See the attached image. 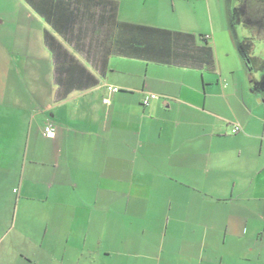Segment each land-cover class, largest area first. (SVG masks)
Segmentation results:
<instances>
[{"label":"crops","instance_id":"1","mask_svg":"<svg viewBox=\"0 0 264 264\" xmlns=\"http://www.w3.org/2000/svg\"><path fill=\"white\" fill-rule=\"evenodd\" d=\"M20 1L12 32L0 20V141L22 170L23 218L34 220L39 187L55 206L50 239L22 225L23 262L40 264L36 247L59 259L64 240L68 264H99L97 244L136 264H264V96L250 68L264 67L251 56L264 3L107 0V17L52 0L70 12L55 6L48 20ZM147 94L159 99L144 106Z\"/></svg>","mask_w":264,"mask_h":264},{"label":"rangeland","instance_id":"2","mask_svg":"<svg viewBox=\"0 0 264 264\" xmlns=\"http://www.w3.org/2000/svg\"><path fill=\"white\" fill-rule=\"evenodd\" d=\"M21 4L22 3L20 0H0V20L5 21V27L8 29V33L9 31L12 32L13 28L15 29L14 22L16 18V12L17 8L21 6ZM262 6L263 4L261 5V8H263ZM241 30L244 32L243 28H241ZM249 43L252 44L253 41L249 39ZM253 46L254 51L251 55L252 58H259L261 60H264V40L255 41ZM14 61L15 65L17 59H14ZM18 65H24L26 68H32L33 66L36 68H40V73L49 71L48 63L44 60H19ZM252 67L254 69H252ZM250 68L252 69L251 73L253 75L258 74V76L260 77L259 80L262 82V85L259 89V93L264 96V67H261L260 64H256L253 62L251 63ZM27 82H30V84H32L29 80ZM42 82V85L44 86V79H42ZM5 144V142L0 141V264H25L18 253L19 249L27 247V244L25 243L26 236L22 234V225H30V227H36V233H40L41 237L47 231V236L49 237V239L51 238V233L55 229L53 228L55 222L50 224L52 222L50 219V214L55 209V206L47 200V197L49 194H53V191L46 188L47 186H45L44 188L39 187L41 189H36V209H34V212H36V216L34 220H25V218L23 217L26 215V212L19 204V196L18 194H16L19 191V179L21 177L22 170L21 167L16 168L15 166L14 168H12V166L15 164H12L11 166H9V164H6L8 163V159L6 157L7 153L2 152ZM6 151L8 152V150ZM14 156L16 155L14 154ZM40 175H47V173H40ZM45 181L48 184L47 177ZM158 193L159 191H154V195ZM165 235L166 223H164V226L159 234V240L163 242ZM95 247L100 249V253L97 252V256L100 257V260L98 261L99 264H136L133 259L124 256V254L105 255L104 250L100 248V244H97ZM105 247L106 250L110 251L116 249L113 248V246ZM55 250H57V253H65V241L61 240L59 243H55ZM61 253L59 259L54 260L51 253L45 252L36 247V263L40 262V264H68V257H66L65 262L62 261L63 256ZM91 256L92 255H87V261L83 264H93L91 262ZM93 259H96V256H94ZM194 263H196V261H194ZM151 264H155V262H151ZM233 264L259 263H249V261L234 260Z\"/></svg>","mask_w":264,"mask_h":264},{"label":"trees","instance_id":"3","mask_svg":"<svg viewBox=\"0 0 264 264\" xmlns=\"http://www.w3.org/2000/svg\"><path fill=\"white\" fill-rule=\"evenodd\" d=\"M27 2V4H29L30 6L34 7L36 9V11L41 14L43 17L47 18L49 20L52 19V17H54L56 13L58 12H54L53 11V8L56 6L57 8L59 7L61 10L62 8L64 7L65 10L62 12L63 14H68L70 12V10L67 9L68 7V3L66 4H62V3H54L52 2V0H25ZM85 4H91L92 2L95 3V6L98 5L100 8L101 6H103L102 8V11L103 13L108 14L107 17H110L112 15V12H111V7L108 3L107 0H73L72 1V4L71 6L73 8H76L77 7V3L80 4V2H85ZM259 3H264V0H258ZM54 3V4H53ZM109 12V13H108ZM79 13H77L76 10H73V13L71 14L70 13V19H69V26H70V32H73L75 33L76 32V28H77V23H79V19L76 20L77 16H78ZM58 15V14H57ZM61 17H59L58 15V19L57 21L61 23L62 22H65L66 21V16H62L60 15ZM68 20V18H67ZM206 38V37H205ZM251 63H253V60L251 61ZM254 63H257L256 61H254ZM144 105V104H143Z\"/></svg>","mask_w":264,"mask_h":264},{"label":"built area","instance_id":"4","mask_svg":"<svg viewBox=\"0 0 264 264\" xmlns=\"http://www.w3.org/2000/svg\"><path fill=\"white\" fill-rule=\"evenodd\" d=\"M108 93L110 94H118L121 92L122 89H120L119 87L116 86H112V85H108L106 87ZM159 96L156 94H147L144 98L143 104L144 106H149L151 104L152 101L154 100H158ZM104 103L108 104L109 100L108 99H104ZM242 131V127L240 125H235L232 129V134L236 135L238 133H240ZM45 134L47 136L53 137L55 134V129L53 127V125H49L48 127H46L45 129Z\"/></svg>","mask_w":264,"mask_h":264}]
</instances>
